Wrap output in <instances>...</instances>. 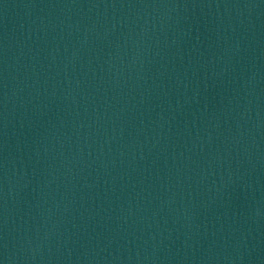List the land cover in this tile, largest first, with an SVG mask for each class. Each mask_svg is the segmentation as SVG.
Masks as SVG:
<instances>
[{"label":"water","instance_id":"water-1","mask_svg":"<svg viewBox=\"0 0 264 264\" xmlns=\"http://www.w3.org/2000/svg\"><path fill=\"white\" fill-rule=\"evenodd\" d=\"M0 264H264V0H0Z\"/></svg>","mask_w":264,"mask_h":264}]
</instances>
